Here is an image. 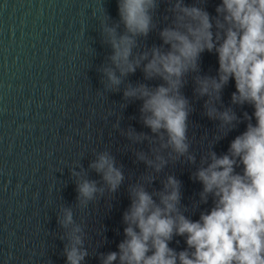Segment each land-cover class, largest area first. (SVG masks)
Returning a JSON list of instances; mask_svg holds the SVG:
<instances>
[{
	"label": "water",
	"instance_id": "obj_1",
	"mask_svg": "<svg viewBox=\"0 0 264 264\" xmlns=\"http://www.w3.org/2000/svg\"><path fill=\"white\" fill-rule=\"evenodd\" d=\"M220 2L207 0L203 6L215 16ZM168 7L167 0H160L154 16L158 29L170 22ZM118 20L117 0H0V264H66V234L73 226L65 229L58 223L62 208L72 209L75 224L83 230L88 256L82 264H101V254L118 251L125 238L128 188L139 181L152 192L174 175L181 181L184 214L192 220L213 206L211 197L199 203L203 186L193 173L209 151L226 154L247 124L241 122L228 132L219 128L220 121L205 114L208 98L194 92L195 75H217V55L202 53L199 73L189 74L182 89L192 107L188 137L195 163L182 157L156 173L135 155L149 152L148 141L134 144L122 134L132 127L152 135L139 119L142 102L124 101L123 85L121 91L111 92L101 83L98 69L112 52L102 40L101 28ZM158 29L141 38L140 49L162 44ZM126 79L150 86L162 83L145 81L140 69ZM235 91L230 80L215 107H231L241 118L245 111L251 115L252 106L232 104ZM105 150L122 166L125 180L117 192L106 190L80 207L72 171L82 168L88 179L102 184L89 164ZM148 175L156 177L151 185L143 180ZM169 246L177 251L187 247L184 237H174Z\"/></svg>",
	"mask_w": 264,
	"mask_h": 264
},
{
	"label": "clouds",
	"instance_id": "obj_2",
	"mask_svg": "<svg viewBox=\"0 0 264 264\" xmlns=\"http://www.w3.org/2000/svg\"><path fill=\"white\" fill-rule=\"evenodd\" d=\"M167 2L171 17H166L170 22L162 29L154 19L160 0H117L119 20L101 28L103 42L112 49L98 69L101 83L111 92L121 91L123 85L124 101H141L139 119L152 134L132 127L122 133L134 144L148 141L149 152L137 151V160L156 173L182 157L195 163L188 137L192 107L182 89L189 74L199 73L206 51L217 55L219 67L216 76L193 77L195 94L208 98L205 114L219 120V128L227 132L244 121L246 130L231 141L226 154L209 151L201 158L192 178L203 186L199 203L206 204L211 197L213 206L198 220L184 214L181 181L174 175L152 192L141 181L130 185L131 204L123 213L125 238L118 251L101 254V264H264V0H221L215 16L203 6L207 0L191 5L185 0ZM157 29L162 44L140 49L141 38ZM137 69L145 81L162 83L128 82ZM230 80L236 89L232 104L252 106L251 115L245 111L241 118L231 107L223 111L215 107ZM89 168L103 183L88 179L82 168L73 169L80 207L106 190L117 192L125 180L122 166L107 150L97 152ZM155 179L143 177L150 185ZM60 211L58 223L65 229L73 226L66 234V264H82L88 256L83 230L75 224L71 208ZM174 237H184L187 247L180 251L170 247Z\"/></svg>",
	"mask_w": 264,
	"mask_h": 264
}]
</instances>
